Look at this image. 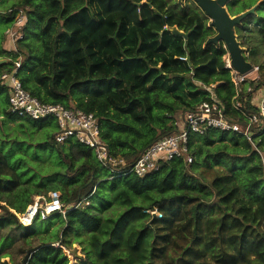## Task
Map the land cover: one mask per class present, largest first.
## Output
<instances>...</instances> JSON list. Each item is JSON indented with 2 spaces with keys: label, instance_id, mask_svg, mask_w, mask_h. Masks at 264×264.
I'll return each instance as SVG.
<instances>
[{
  "label": "trees",
  "instance_id": "16d2710c",
  "mask_svg": "<svg viewBox=\"0 0 264 264\" xmlns=\"http://www.w3.org/2000/svg\"><path fill=\"white\" fill-rule=\"evenodd\" d=\"M183 3L46 0L39 27L42 58L36 63L35 55L26 51L28 44L18 39L16 45L24 58L17 76L24 88L42 101L94 113L102 140L130 165L157 139L177 130L178 112L181 118L184 111L210 99L212 92L230 105L235 94L230 69L225 66L224 43L208 41L217 34L210 18L197 5L189 8ZM252 5L244 3L234 10L231 1L227 8L234 16ZM21 6L38 10L33 0H24ZM7 15L4 28L14 22V15ZM250 17L236 25V32L249 28ZM254 17L264 44V15ZM2 38L4 43L6 36ZM1 44L0 56L11 57L0 62V76L15 69L20 55ZM211 84L214 86L208 89ZM0 94L7 104L0 111L2 117L53 129L47 149L57 150L67 165L62 172L39 178L37 190L32 189L36 173H29L32 170L28 171L22 156L16 157L19 151L10 153L0 146V200L24 212L37 195L48 196L58 190L67 205L65 216L54 213L47 218H65L59 246L54 241L43 243L26 264H68L62 248L71 230L92 233L95 249L88 251L91 264V252L103 264H133L135 259L145 264H208L209 257L213 264H264V232L256 229L264 224L263 140L262 156L248 140L211 130L192 136L194 160L190 164L175 158L142 177L132 173L114 176L100 164L92 148L73 138L57 142L58 128L52 119L31 120L9 113L7 88L1 79ZM228 135L232 146L225 142ZM258 136L263 138L264 128ZM67 143L69 148L64 146ZM238 155L244 159L242 168L236 166ZM211 160L225 168L213 170L211 180L189 171L199 169L204 176L206 169L213 167ZM124 193L134 201L143 199V203H130L113 227L112 220L103 221L102 213L114 200L121 198L122 202ZM212 196L221 209L218 222L211 208L206 209ZM80 200L88 204L71 206ZM148 209L162 214L154 217L151 226L142 223L152 218L145 211ZM7 211L17 226L25 227L17 211ZM9 220L0 216V225ZM124 243L123 248L129 246L131 253L118 251ZM5 247L0 245V255ZM133 250L139 256L134 258Z\"/></svg>",
  "mask_w": 264,
  "mask_h": 264
},
{
  "label": "built area",
  "instance_id": "2783aa9c",
  "mask_svg": "<svg viewBox=\"0 0 264 264\" xmlns=\"http://www.w3.org/2000/svg\"><path fill=\"white\" fill-rule=\"evenodd\" d=\"M23 11L24 9H20V15L14 16V26L23 27L27 14V12L23 14ZM10 14H15L12 9ZM6 35L14 43L22 38L20 32L15 31L13 27L7 28ZM1 58L0 56V62L6 61ZM14 63L13 71H5L0 76L1 85L7 88L8 112L31 120L52 119L58 128L57 142L63 143L73 138L92 148L100 164L114 176L132 173L142 177L158 170L162 162L175 158L190 164L194 160L190 147L192 136H203L211 130L235 134L255 146V140L264 128V83L260 82L258 75H254L259 67L252 64L250 70L240 72L232 65L229 54L225 66L230 69L235 89L230 105H226L212 92L210 99L202 100L184 111L181 119L176 122L177 130L174 133L157 139L129 165L125 157L114 155L102 140L100 121L94 113L68 107L62 103L45 102L32 95L17 76L21 59L17 58ZM213 86L214 84H211L208 89ZM85 203L88 204V201L80 200L71 206L79 207ZM145 211L158 214L157 209ZM66 212L67 205L62 202L60 191L53 190L48 196H36L24 212H17V216L21 223L29 225L36 219H47L54 213L65 216ZM159 215L161 217L162 214Z\"/></svg>",
  "mask_w": 264,
  "mask_h": 264
},
{
  "label": "rangeland",
  "instance_id": "374dc122",
  "mask_svg": "<svg viewBox=\"0 0 264 264\" xmlns=\"http://www.w3.org/2000/svg\"><path fill=\"white\" fill-rule=\"evenodd\" d=\"M24 0H0V44L3 45V47H7L8 49L16 52L19 55V58L22 60L21 51L19 50L16 43L13 42V40L9 39L6 35V30L9 27H13L14 30L22 35L21 40H23L24 43L28 44V47L26 48V51H30L35 55V62L38 63L43 55V48H42V41H41V35H40V24L43 19V16L45 14L46 10V0H33L35 4L38 5V10L33 11L32 7L27 6L26 8L21 6V2ZM232 1V5L234 10H238L244 3H252L253 5L242 11L238 14H243L244 12H248L246 17L251 18L250 16H253L250 22L248 23L249 28L242 29L237 34V39L240 43V46L242 48V51L244 55L246 56V59L251 62V64L258 66L259 70L254 75H258V78L260 81H264V44L261 38V32L259 29V25L257 23V19L254 17L255 15H264V0H228V3ZM170 3L173 4H179L183 3L182 6L188 5L189 8H193L196 5L201 8L195 0H169ZM186 2V4H185ZM226 5V8H227ZM14 11V16L20 15V9H24L23 14L26 13V10L28 11L26 15V19L24 21L23 27L19 28L11 24V26L4 28L5 20L8 13H10V10ZM228 10V8H227ZM237 14V15H238ZM245 17V18H246ZM209 18V17H208ZM211 21V19H210ZM212 23V21H211ZM215 28V27H214ZM216 30V29H215ZM217 31V30H216ZM23 33V34H22ZM2 36H6V40L3 43ZM223 42V41H220ZM223 46L227 49L225 42H223ZM6 54V53H5ZM5 57L1 58V60H7L9 54L4 55ZM229 57V51L227 49V54L224 55V60L226 61ZM7 58V59H6ZM250 58V59H249ZM6 103L4 101L3 94H0V111L6 107ZM182 110V109H181ZM179 114L181 112H178L176 114V119L179 121L181 118L179 117ZM179 118V119H178ZM24 122V123H22ZM53 133V129L50 127H44V128H38L36 126L31 125L30 123H26L25 121L21 120H12L8 116L2 117L0 113V146L4 148V150L8 152H13L14 150L19 151L16 157L18 159L23 157V163L26 167H28V171L32 170L31 174L36 173V183L32 184L33 188L37 190V186L39 178L46 177L47 174H52L57 171H63V169H66V162L62 160V155L57 152L55 149H47V141H52L51 135ZM219 134L222 133V131H218ZM217 136V134L215 135ZM228 139L225 140V142L229 145H233V140H230V136L228 135ZM263 140L264 142V136L261 139V137L256 138L255 140V146L252 144L253 148H257L260 151V154L263 156V151L261 150L260 142ZM220 144V143H217ZM263 145V144H262ZM45 146V149L48 151H43L42 147ZM66 148H69V143L64 144ZM213 146H216L213 145ZM67 150V149H66ZM38 154V158L36 156ZM78 165V163H76ZM211 164L213 165L212 169L207 168L206 172L203 175L199 172V169H197L196 172L193 170H189L192 174H195L200 179H205V181L211 180V177L213 176V173L215 171L222 172L224 167H221L220 165L216 164L214 161L211 160ZM244 164V159L241 155H238L236 159V166L238 168H242ZM229 165H232L231 162H229ZM215 170V171H213ZM39 189V188H38ZM37 196H44V195H37ZM122 202L120 201L121 198L118 199V201L114 200L113 204L106 209L102 213L103 221L106 222L108 220H112V223H110L113 227L116 226V222L118 221L119 217L123 215L125 210L131 205L132 203H137L136 205H141L143 203V199L134 201L136 199H131L128 195L122 194ZM131 203V204H130ZM141 203V204H140ZM148 203V202H146ZM87 204V203H85ZM211 208L212 216L216 219L218 222V216L221 212V209L218 206L216 197L212 196L210 207H207L206 209ZM17 211L16 209L12 208L7 202L0 200V216L10 219L9 221L3 222L2 225H0V245L5 244L6 247L4 248L2 254L0 255V264H26L29 259H32L34 254H30L26 263H24V258L27 254V251L31 248L38 247L42 245L43 243L54 241V244L56 246H59L61 239L60 236L62 235V232L64 230L65 226V218L61 217L59 215L52 216L49 219H37L33 222V224L30 227H26V225H23L25 227H19L17 226L16 220L11 218V216L8 214V211ZM155 210V209H154ZM14 212V211H13ZM19 212V211H17ZM160 212L158 211V214L156 213V217H160ZM151 216L153 215L150 214ZM124 218H121V221H123ZM148 219H144L142 223H148ZM129 224V223H128ZM151 226V225H150ZM129 226L126 225V230ZM257 230H260L261 232H264V224L256 227ZM30 234L29 236V233ZM131 233L130 230H127V234ZM67 242H65L66 245H64L65 249L62 248V252L66 253L68 255L69 263L68 264H91V260L88 257V251H91L95 249L93 243L94 238L92 237V233H88L86 231H80L77 232L75 230H71L66 235ZM126 245V243L122 244L120 249L118 251H127V254L131 253V248H123V246ZM128 245V244H127ZM132 251V256L135 258L139 256L138 253ZM91 255L93 256V264H103V261L100 257H96L94 253L91 252ZM211 258V259H210ZM111 259V258H110ZM209 263L213 264L214 259L212 257H209ZM124 264H132L129 262H125ZM133 264H145L141 263L140 261L133 262Z\"/></svg>",
  "mask_w": 264,
  "mask_h": 264
},
{
  "label": "water",
  "instance_id": "95a60500",
  "mask_svg": "<svg viewBox=\"0 0 264 264\" xmlns=\"http://www.w3.org/2000/svg\"><path fill=\"white\" fill-rule=\"evenodd\" d=\"M201 9L211 19L213 26L217 30V34L211 37L209 42H220L223 41L229 51L232 65L240 72L248 71L252 68L251 62L246 59L240 43L237 39L235 27L239 24L247 15L248 12L243 14L231 15L227 10L226 5L228 0H195ZM176 32V31H175ZM2 62V61H1ZM155 214L148 221L147 225L150 226L153 221ZM38 247L31 248L28 250L24 263L27 261L29 255L36 251Z\"/></svg>",
  "mask_w": 264,
  "mask_h": 264
},
{
  "label": "crops",
  "instance_id": "0c3cea01",
  "mask_svg": "<svg viewBox=\"0 0 264 264\" xmlns=\"http://www.w3.org/2000/svg\"><path fill=\"white\" fill-rule=\"evenodd\" d=\"M7 48V47H6ZM10 49V48H9Z\"/></svg>",
  "mask_w": 264,
  "mask_h": 264
}]
</instances>
